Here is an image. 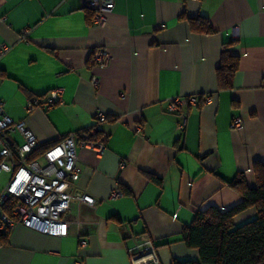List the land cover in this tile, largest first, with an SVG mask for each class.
Wrapping results in <instances>:
<instances>
[{
	"label": "crops",
	"instance_id": "1",
	"mask_svg": "<svg viewBox=\"0 0 264 264\" xmlns=\"http://www.w3.org/2000/svg\"><path fill=\"white\" fill-rule=\"evenodd\" d=\"M87 2L0 0V47H9L0 53V101L36 137L35 157L92 128L105 146L102 155L78 150L76 191L97 202L72 204L88 247L80 248L75 225L54 238L19 224L0 246V264H131L128 250L145 234L162 264L198 261L184 229L201 211L241 203L230 184L244 174L256 187L254 166L264 163V0H115L103 26L89 21ZM199 19L215 32L194 30L190 21ZM97 49L110 54L107 67L93 61ZM225 50L239 59L230 89L217 78ZM57 89L61 100L47 110ZM207 96L209 104L182 108L181 132L182 118L167 102ZM31 98L42 106L27 111ZM233 117L243 121L241 131L232 129ZM14 141L23 143L19 135ZM256 214L250 208L235 224Z\"/></svg>",
	"mask_w": 264,
	"mask_h": 264
},
{
	"label": "built area",
	"instance_id": "2",
	"mask_svg": "<svg viewBox=\"0 0 264 264\" xmlns=\"http://www.w3.org/2000/svg\"><path fill=\"white\" fill-rule=\"evenodd\" d=\"M114 6L115 0H88L87 9L92 13L93 24L103 26ZM8 51L7 45L0 47L2 55ZM93 61L107 67L111 56L107 50L97 49L93 52ZM92 83L95 87L99 85L97 78ZM61 96V89L51 91L43 107L47 110L55 107ZM202 100L189 97L174 98L167 102V111L179 114L182 118L179 126L181 132L185 131L187 123L182 108L200 107L211 102L209 96ZM40 106L42 103L39 98H31L27 102L26 110L33 111ZM104 119V114L98 115L99 122ZM232 129H243L241 118L233 117ZM96 132V128H92L71 134L36 158L35 154L40 147L36 137L24 122L14 121L6 112L5 103L0 101V179L4 174L9 176L0 193V208L7 205L10 210L0 214L1 234H9L21 224L41 234L61 238L65 226L75 225L78 228L80 248L88 247L85 224L82 223L79 213L73 212L72 204L76 202L78 206L91 207L97 204L92 196L76 191V184L83 174L78 150L92 148L98 155L105 151L103 143L95 139ZM137 132H143L142 126L137 127ZM17 135L23 140L20 145H16L14 141ZM120 196L121 192L116 191L112 197ZM134 241L135 245L128 250L131 264H162L156 244L148 235L136 237ZM76 264L85 263L80 260Z\"/></svg>",
	"mask_w": 264,
	"mask_h": 264
},
{
	"label": "trees",
	"instance_id": "3",
	"mask_svg": "<svg viewBox=\"0 0 264 264\" xmlns=\"http://www.w3.org/2000/svg\"><path fill=\"white\" fill-rule=\"evenodd\" d=\"M89 14V21L92 13ZM191 27L206 34L214 33L207 19L190 21ZM239 59L225 50L217 70L220 89H230L238 71ZM254 173L257 186L250 187L244 174L230 184L242 198L232 209L221 211L209 208L201 211L193 223L183 231V242L189 249L199 252V260L181 261L173 259L171 264H264V163H256ZM4 205L0 211L10 210ZM255 208L256 216L241 225L235 224V217ZM8 234L0 233V246L6 245Z\"/></svg>",
	"mask_w": 264,
	"mask_h": 264
},
{
	"label": "rangeland",
	"instance_id": "4",
	"mask_svg": "<svg viewBox=\"0 0 264 264\" xmlns=\"http://www.w3.org/2000/svg\"><path fill=\"white\" fill-rule=\"evenodd\" d=\"M9 176L4 174L0 180V192L2 190V188L5 186L7 180H8Z\"/></svg>",
	"mask_w": 264,
	"mask_h": 264
}]
</instances>
